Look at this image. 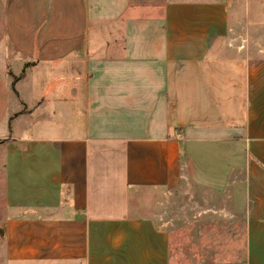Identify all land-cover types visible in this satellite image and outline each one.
Wrapping results in <instances>:
<instances>
[{"label": "crops", "instance_id": "obj_1", "mask_svg": "<svg viewBox=\"0 0 264 264\" xmlns=\"http://www.w3.org/2000/svg\"><path fill=\"white\" fill-rule=\"evenodd\" d=\"M263 44L264 0H0V264H169L132 202L183 178L264 264Z\"/></svg>", "mask_w": 264, "mask_h": 264}, {"label": "rangeland", "instance_id": "obj_2", "mask_svg": "<svg viewBox=\"0 0 264 264\" xmlns=\"http://www.w3.org/2000/svg\"><path fill=\"white\" fill-rule=\"evenodd\" d=\"M257 47L260 59L264 44ZM132 205L167 234L169 264H244L245 222L225 191L183 178L175 188L135 196Z\"/></svg>", "mask_w": 264, "mask_h": 264}, {"label": "built area", "instance_id": "obj_3", "mask_svg": "<svg viewBox=\"0 0 264 264\" xmlns=\"http://www.w3.org/2000/svg\"><path fill=\"white\" fill-rule=\"evenodd\" d=\"M178 138H180V136H178Z\"/></svg>", "mask_w": 264, "mask_h": 264}]
</instances>
